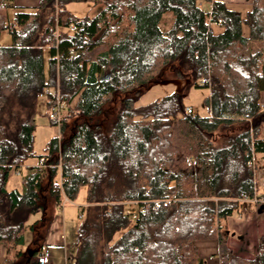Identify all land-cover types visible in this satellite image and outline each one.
Masks as SVG:
<instances>
[{"label":"trees","instance_id":"obj_1","mask_svg":"<svg viewBox=\"0 0 264 264\" xmlns=\"http://www.w3.org/2000/svg\"><path fill=\"white\" fill-rule=\"evenodd\" d=\"M80 1L98 12L70 13L68 3ZM11 2L0 0V37L5 29L12 37L0 41V252L8 249L0 264H30L28 229L33 256L47 249L53 214L82 187L73 264H208L199 242L212 239L220 264H264V236L245 257L224 223L246 205L264 213V204L239 200L255 195L264 159V0L245 17L221 0H41L13 16ZM166 71L210 89L208 115L189 112L183 92L137 105ZM51 86L67 108L38 155L36 106ZM30 157L38 163L27 166L23 189H9Z\"/></svg>","mask_w":264,"mask_h":264},{"label":"rangeland","instance_id":"obj_2","mask_svg":"<svg viewBox=\"0 0 264 264\" xmlns=\"http://www.w3.org/2000/svg\"><path fill=\"white\" fill-rule=\"evenodd\" d=\"M12 6L10 8V13L13 16L14 11L21 10V9H32L34 6H37L41 0H11ZM204 4L205 9H209V4L203 3L201 1V5ZM99 5L94 4L91 1H80V2H70L67 5V9L70 13L77 15L78 17H93L98 9ZM174 13L173 12H166L163 15L161 20V28L164 31H168L173 23H174ZM0 41L3 45L9 46L12 44V37L9 29H5L1 33ZM46 57V64L48 63L49 58V50L46 49L45 51ZM48 67V64H47ZM187 81L186 79H176L173 73L166 71L165 78L163 81L159 83H155L151 85L139 98L137 105H146L155 101L156 99H161L165 95L173 93V92H183L184 93V102L187 107H193L195 111L200 113L201 115H208L209 114V107L207 106V99L210 96V89L207 87H195L190 86L187 88ZM55 87L51 86L46 88L43 93L39 96L36 106V114H35V121H36V130H35V138H34V149L36 154L40 155L45 153L47 142L52 136L59 135L60 129L58 125H54L52 123V119L49 117V109H47V100H48V92H54ZM116 107L118 106L119 102L117 101ZM114 104V105H115ZM110 116V115H109ZM264 131V130H263ZM259 167L264 166V159L260 158L257 160ZM38 163L37 157H30L25 162V164L19 169V171L13 170L10 174V179L8 182V188L14 189L17 188L19 190L23 189V177L26 175L28 170V165H33ZM257 187L259 191H264V186L257 183ZM75 206L73 205V214L69 213L68 208L65 207V214L62 213V216L65 218L64 226L65 232L67 236V240L69 243V248H67L66 253H69L70 261L69 264L74 263V258L71 256H75L77 254V245L76 243V234L78 228L82 225L86 218V213L83 211V206L86 204V188L82 187L78 196L73 201ZM134 208V207H133ZM136 209L137 206H135ZM49 215L52 217L54 212L53 205L50 203L48 206ZM76 213V214H75ZM48 215V216H49ZM53 221H51V225L55 223V214ZM81 215V216H80ZM134 216L133 218H135ZM51 219V220H52ZM227 226V224H225ZM53 227V226H52ZM50 228V227H49ZM228 228V226H227ZM39 232L44 233V226L39 227ZM35 234L30 230L25 231V244L22 247L23 252L26 256L31 258L30 264H36L34 262V256L32 254V250L35 247ZM6 251V257L8 256V249L4 247ZM62 250H59L55 254H51L52 261L50 260L49 264H66V260L62 254ZM59 255V256H57Z\"/></svg>","mask_w":264,"mask_h":264},{"label":"crops","instance_id":"obj_3","mask_svg":"<svg viewBox=\"0 0 264 264\" xmlns=\"http://www.w3.org/2000/svg\"><path fill=\"white\" fill-rule=\"evenodd\" d=\"M221 1L226 2L229 8L240 12L243 17L247 15V13L252 9L253 5V0ZM203 3L209 4L210 6V3L207 1H203ZM203 5L204 4H202V6ZM214 29L217 32L223 30V28L219 26L214 27ZM244 34H249V28L246 25L244 26ZM247 203L249 204L250 202ZM73 205L75 206V203L73 201H69L64 205L63 208L58 210L56 209V218L54 220L55 223L50 226L49 232L47 233L45 240V245L47 247L51 261V254L52 256L53 254H55L56 256V253L59 250H62L64 252H62V254L60 255L64 256L66 264H69L70 256L69 253H66V250L67 248L70 249V247L65 232V218L62 216V213L65 214V207H69V213L73 214ZM224 223L228 226L229 245L240 255L250 258L254 257L257 253L258 240L260 237L264 236V213L255 211L253 209V206L251 205H246L239 214L229 216L224 221ZM199 248L201 255L207 259L208 264H220L218 255L219 245L216 239L204 240L199 242ZM4 249L5 248L3 247L0 252V263H2L6 259V249ZM35 260H37V258H34V261Z\"/></svg>","mask_w":264,"mask_h":264},{"label":"built area","instance_id":"obj_4","mask_svg":"<svg viewBox=\"0 0 264 264\" xmlns=\"http://www.w3.org/2000/svg\"><path fill=\"white\" fill-rule=\"evenodd\" d=\"M10 28L11 29L15 28V24L10 23ZM48 95H51L55 100V103L52 105V107L49 110V116L51 119H54L57 121L58 126L60 128L62 116H63V114L67 108L66 103H64V101H62L58 87H55L54 92H48ZM188 110L190 112L192 110V107H188ZM251 165H255L254 160L251 162ZM256 181L260 185L264 186V166L256 168ZM239 200L241 202L264 204V191H259V189H257L254 196L243 195L241 198H239ZM65 201L69 202L68 199H65ZM164 204L167 205V202H165ZM129 212H131V211H129ZM49 260H50V255L48 254L47 249H44L43 252L40 253L39 256L37 257V262H39L40 264H48Z\"/></svg>","mask_w":264,"mask_h":264}]
</instances>
